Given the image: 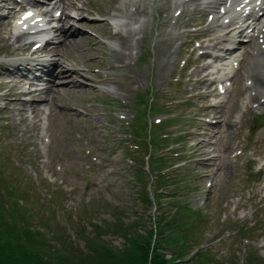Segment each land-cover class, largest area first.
Instances as JSON below:
<instances>
[{
	"label": "bare ground",
	"instance_id": "1",
	"mask_svg": "<svg viewBox=\"0 0 264 264\" xmlns=\"http://www.w3.org/2000/svg\"><path fill=\"white\" fill-rule=\"evenodd\" d=\"M56 4H58V2H61V0H55ZM70 1V0H68ZM78 1L79 0H75ZM93 3H97L100 5L105 4V1H107V5H105V11L98 9V12L104 14V15H109V13L111 11H113L116 8H119V5H122V0H92ZM136 1V0H133ZM164 1H171L174 5L173 6H177L176 10H184L185 7L187 5L190 6H198L199 5V1L198 0H190L188 2H185V0H164ZM74 4V3H73ZM82 6L76 9V15L77 18H81L80 20H76V19H68L66 20V22H62L59 21V26L60 28L55 32V35L53 37V44L49 50V55H46L45 57V62L43 64L44 66L50 65L51 66L48 68L47 72H46V76H47V81L43 82L42 86H38L37 88L34 89V92L32 93V99L31 102L29 103V108L28 110L31 111L34 115H37V113L40 111V106L42 105L43 102H47L50 101L51 99H53V97H55V95L61 90V89H66L68 88V92H70L71 89H77V87H79V89H77L79 92H81L83 90V86L82 85H77L76 82L74 80H70L67 83H63L64 81L62 80H69V78H72L73 76H81L82 73L80 71H76V70H71L66 68V64L68 62V59H65V61H61L62 60V56H60V53H57V48L66 45V43H68V47L70 48H80L82 46L83 43H88L91 42V38L89 36H87L84 32V30L86 29H92L95 30L97 29V25H99V32L102 35H105L108 38L113 37V33L111 31V27L109 26L107 21H103L102 23L97 24L95 21H86L85 20V14L88 13L89 9L92 7L91 5H87L85 2L81 3ZM59 5V4H58ZM134 7H137V3L134 2L132 4ZM66 9H70L67 5L64 8ZM175 10V11H176ZM11 12H9L8 15H10ZM51 19V18H50ZM226 18H222L220 23L214 25V28H216V33H212L211 36H209V40L208 42L204 43L203 45H201V47H199V43L196 39L190 38L189 39V43L190 46L193 50H197L198 53L201 56H206V59L209 60V58H212L214 61L216 62H223L224 58H222L221 56V48L222 47V43L227 39V36L229 35L228 39L234 38V42H233V51H228L227 54L231 55L234 54V59H233V65H231V68L229 71H223L221 69H219L218 71V75L217 78L219 80H223L224 84L227 83V81H229L228 79H223L224 76H231L232 79H236L238 77H241L245 74H247V72H242L241 71V67L243 66L245 60V49H246V41L242 38H237V34L238 31L237 29L233 28L232 24L229 23L228 21L225 20ZM218 20V19H216ZM136 24L137 29H132L131 25H123L121 27H123V31H121L123 33V36L121 37V41H120V45L117 49L116 54L119 56H125L126 58H128L129 56L132 55V53L135 50V45H136V39H135V34H136V30L140 29V25ZM264 24V22H263ZM164 25V26H163ZM180 25H181V17H177L175 18L173 21L170 22V18H165L163 23H162V27H153L151 26L150 28V40L153 43V48H154V52H155V57L151 58L153 62H169L171 64L175 63V61H178L179 56H180V52L174 48L170 43L165 42L164 40H170V39H175L176 41L180 40L182 38V36L180 35ZM249 27V26H248ZM207 28H209L210 30H213V25H209L207 26ZM121 30V28H120ZM2 31L7 33V29L3 28ZM99 35V34H98ZM100 36V35H99ZM127 36L129 38V42L127 41ZM244 38V37H243ZM19 38H17L18 40ZM227 39V40H228ZM36 42H33L32 45H34ZM55 43H58V46H55ZM45 47H43V49H45ZM105 48V47H103ZM228 48V47H227ZM227 52V51H226ZM87 54L89 53V51L86 52ZM213 55V56H212ZM264 55V51H261V54L258 55L257 58H261ZM61 57V58H60ZM42 58V56L38 57L37 60V64L33 65L32 68H35V70H37L39 68V62L40 59ZM222 58V59H221ZM118 60H120V58H118ZM92 64H100V61H96L95 59L91 60ZM131 63H133V61H131ZM264 66V65H263ZM250 71V70H249ZM248 71V72H249ZM251 77L252 79L256 82V84L260 85H264V70L262 69H258V70H251ZM144 79L143 74L140 75V79L139 82H142ZM129 82L131 83V87L133 89V91H135L137 89L136 83L137 80H133L131 77H128ZM41 81V79L39 80ZM200 82H203V79H200ZM19 84L23 83V81H19ZM0 85L5 86L6 83L3 80H0ZM210 89L213 92H217L218 90L222 89V82L221 81H217V82H212L210 79L208 81V84L203 87V90L201 92L200 98L198 99L196 106L197 107H201V106H209L214 104L215 106L222 103V100L224 98L220 99V98H212L207 100L205 94H204V89ZM32 87H29L27 90H19L18 88L10 91V96H14V97H18L19 95L21 96H27L29 95V93L31 92ZM87 91H91V88H87ZM20 91V92H19ZM251 94L253 96H256L257 98L255 99L254 97H250L245 103L251 102L252 104H258V97L264 96V92L262 90H259L258 88L254 87L251 89ZM15 100V101H14ZM13 101L17 104H19L20 106H23L25 104V101L22 98H14ZM10 104V101L7 102V104L5 106H3L0 109V120L5 118V115L7 113L8 110V105ZM88 111V110H87ZM195 111L198 112L197 109H195ZM69 113H71V111L69 109H63L59 112V114L61 116H68L70 115ZM72 115H77V112H72ZM127 113L122 112L120 116H118V118L122 117H126ZM109 117L107 116V114L105 112H103V114H98L96 116V120H98V122L100 123H104L107 122L106 118ZM108 120V119H107ZM109 122V120H108ZM61 126V124H60ZM52 128H55V125L52 124ZM104 129V128H103ZM1 130V128H0ZM105 130V129H104ZM107 134L104 133V135ZM115 140V139H114ZM111 144V143H110ZM131 160H133V158H131ZM130 186H133L132 183H130ZM259 196H264V193H255ZM154 199L156 201H160L161 200V196L159 194H154ZM217 206L216 202L214 204L213 207ZM245 207V206H243ZM242 207V208H243ZM228 212H231V209H227ZM166 217V216H165ZM223 219H228V216H223L222 214H220L217 211L213 212L212 216H211V221L215 220L217 223L223 221ZM158 220L161 221V217L158 218ZM165 222L164 218L163 221ZM170 220L168 221V228L170 227ZM170 232L173 235H177V233H179V230L177 227L173 226L172 228H169ZM142 232L143 236L146 237V234H151L152 233V229L151 226L149 225H145L142 228L139 229L138 232ZM150 232V233H148ZM231 233H234V230H232ZM16 237H18L16 235ZM158 254H161V251L158 252ZM165 257H170L169 254H165ZM220 259H223V257H219Z\"/></svg>",
	"mask_w": 264,
	"mask_h": 264
},
{
	"label": "rangeland",
	"instance_id": "2",
	"mask_svg": "<svg viewBox=\"0 0 264 264\" xmlns=\"http://www.w3.org/2000/svg\"><path fill=\"white\" fill-rule=\"evenodd\" d=\"M76 95L75 100L80 99L82 92ZM100 98H98L99 100ZM100 103V102H99ZM98 103V104H99ZM72 122L70 119L66 120V126L70 128ZM58 141H66L71 140V136L69 133L64 134V137H60L57 139ZM69 148H73V145H69ZM119 164V163H117ZM115 183L111 189L106 193L104 200L108 202L120 204L124 200L122 195V191L120 188V192L118 191V184ZM115 196L117 198H115ZM42 202V201H41ZM166 221L160 223L157 226L158 235L156 243H159L165 240L168 233L163 232ZM1 226V222H0ZM136 228V226H132L128 231L129 234H132V230ZM139 236L135 234L132 238L128 235L126 238V242L123 244L121 249L114 248L111 251L110 255L107 248H105V253L102 255L95 256L96 264H150L152 261H157L159 258L154 256L153 253H150L151 244L153 242L150 239V235L146 234V237L141 235L143 234L141 231L138 232ZM150 233V232H148ZM16 235L18 237H16ZM68 237V236H67ZM171 242V246L172 241ZM34 245L30 244L27 241V235L23 233H19V231H13L9 229V232L0 231V264H79L77 260L73 257H60L59 254L54 253V250H38L33 248ZM103 249V247H99ZM147 253L152 260L149 259ZM175 259H168L164 262V264H174Z\"/></svg>",
	"mask_w": 264,
	"mask_h": 264
},
{
	"label": "trees",
	"instance_id": "3",
	"mask_svg": "<svg viewBox=\"0 0 264 264\" xmlns=\"http://www.w3.org/2000/svg\"><path fill=\"white\" fill-rule=\"evenodd\" d=\"M0 221H1V217H0ZM95 256L96 253L90 250L88 252H86V250L77 251L75 254L76 260L78 261L79 264H96L95 259H93ZM164 262H165L164 260L159 259L157 261H152L150 264H164Z\"/></svg>",
	"mask_w": 264,
	"mask_h": 264
}]
</instances>
